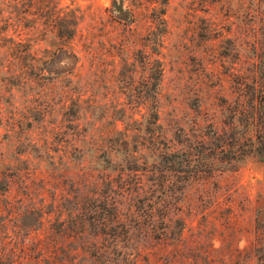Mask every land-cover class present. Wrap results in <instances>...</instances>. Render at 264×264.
Returning <instances> with one entry per match:
<instances>
[{
	"label": "rangeland",
	"instance_id": "374dc122",
	"mask_svg": "<svg viewBox=\"0 0 264 264\" xmlns=\"http://www.w3.org/2000/svg\"><path fill=\"white\" fill-rule=\"evenodd\" d=\"M251 5L0 0V264H48L44 247L51 260L69 252L70 264H101V254L128 264L138 251V264H264V162L219 154L215 172L189 165L231 131L233 70H256L251 44L264 41V22L247 15ZM65 19H76L74 37L59 36ZM227 39L239 60L225 56ZM85 197L83 232L70 210ZM106 197L119 217L103 235Z\"/></svg>",
	"mask_w": 264,
	"mask_h": 264
},
{
	"label": "trees",
	"instance_id": "16d2710c",
	"mask_svg": "<svg viewBox=\"0 0 264 264\" xmlns=\"http://www.w3.org/2000/svg\"><path fill=\"white\" fill-rule=\"evenodd\" d=\"M252 4V8H248V16L251 18H255L259 16L260 22H264V0H249ZM115 8H118L117 3H113V10ZM130 11L126 12L128 18L130 17ZM119 15L122 14V10L120 9L118 11ZM70 18V17H69ZM55 25H57L55 28L59 30V36L61 38L67 36V37H74L77 33L76 29V19H65L61 20L60 22H56ZM254 29H250V32H252ZM264 38V33H263ZM227 44L229 47H227V51L225 56H232L236 60H239L240 50H238L237 45L235 44L234 40L227 39ZM252 53L253 58L249 57V61L253 67H255V71H253L252 75L246 76L243 75L241 70H233L231 73L232 77V83L233 86L231 87L232 92L237 95L234 102H231L229 100L225 101L227 104V110L231 113V126L229 130L231 131H225L223 134V137L221 135H218V132L215 133V136H217V139L220 140L221 145L217 147L219 152L215 150L210 155H204V152H201L199 155V161L197 162V165L192 163V161L189 162L190 167L193 166L192 172H198V173H205V172H215L217 171V168H215L216 163L213 161L212 163L209 162V158L214 157V160H217L220 163L225 162V157L219 156L227 155L226 158H228L227 161L229 164L232 162H235L236 164L241 163L246 158L250 156L258 157L261 161L264 162V41H259L256 39L252 44ZM257 51H259L258 55H254ZM159 62L153 63L152 68V76L150 77L151 80L154 82V84L158 85V81L160 83V80L163 75V70L161 65H159ZM151 81V82H152ZM153 84V83H151ZM153 86V85H152ZM154 97L157 95V89H154ZM236 103L238 106H233V104ZM158 121V115H155V122ZM228 134H230L228 136ZM229 137V138H227ZM205 140V139H204ZM203 143V141H201ZM123 150L127 151L130 147V142L123 141L122 145ZM203 147V146H202ZM209 150L210 147L208 148ZM207 149V150H208ZM159 150V149H156ZM166 150V149H165ZM168 152V151H166ZM163 154H167L163 152ZM217 154V155H216ZM131 155V154H128ZM230 156V157H229ZM129 162L134 163L135 168H138L137 165V158L135 156H129ZM146 165V164H145ZM208 170V171H207ZM131 172H136L137 170L131 169ZM76 190H78L76 188ZM84 205L81 206L76 205L74 208H71L70 212L72 215V224L76 227H81L82 231L84 232L86 230V221H87V213L88 211L85 209L88 201L90 202L91 199L83 198ZM112 201L111 199H108L106 197L104 201V212L102 217L103 222L101 223L103 229L102 234H109L107 233V230L110 226V224H113V219H118V213L116 210L115 203H110ZM82 203V201H81ZM31 214V213H29ZM109 215V219L108 218ZM111 216L112 219H111ZM153 220L150 219L149 223L153 225ZM164 225V226H163ZM162 227H158L156 230L162 229V232L158 234L160 236V239L165 241V239H168L167 232L170 229L171 225H165L163 224ZM122 226V225H121ZM155 226V225H153ZM140 227V226H139ZM114 228V227H113ZM145 227H141L139 229L140 235H143V237L146 239L149 236L148 231H143ZM112 228H110L111 230ZM154 232V227L151 228ZM106 231V232H105ZM112 231H115L112 229ZM128 234V232H127ZM114 239H118L120 235H116V233L110 234ZM58 239L54 240V245L52 249H55L56 246H58V243L63 242L66 236V232L62 233V237L58 235ZM125 240H127L128 236H124ZM158 238V237H157ZM83 240L82 244L83 247H86L88 244V241L85 240L84 237H81ZM115 242V240L113 241ZM45 243V242H44ZM91 245V243H89ZM93 245V243H92ZM45 250V251H44ZM44 250H42V255L44 256V260L48 262V264H62L60 261L63 262V264H70L72 261H74L76 258L74 257L71 260L70 253H66L56 259L51 260V257L48 256V249L44 247ZM142 252H136L135 259L131 260L128 264H138L139 258L141 256ZM96 254H99L98 251H96ZM93 256H96L95 254ZM122 256V253L120 254ZM150 257V253L147 254V258ZM99 259V260H98ZM97 261L101 262V264L109 263L110 258L107 255L101 254ZM128 259L124 256H122V262H117L118 264H126Z\"/></svg>",
	"mask_w": 264,
	"mask_h": 264
}]
</instances>
